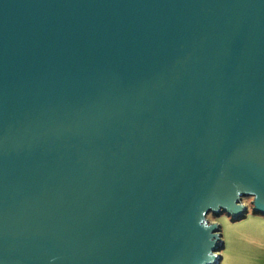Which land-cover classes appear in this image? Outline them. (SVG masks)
<instances>
[{"label": "water", "instance_id": "obj_1", "mask_svg": "<svg viewBox=\"0 0 264 264\" xmlns=\"http://www.w3.org/2000/svg\"><path fill=\"white\" fill-rule=\"evenodd\" d=\"M237 192L264 216V0H0V264H220Z\"/></svg>", "mask_w": 264, "mask_h": 264}, {"label": "rangeland", "instance_id": "obj_2", "mask_svg": "<svg viewBox=\"0 0 264 264\" xmlns=\"http://www.w3.org/2000/svg\"><path fill=\"white\" fill-rule=\"evenodd\" d=\"M249 207H251V205H249ZM225 215L228 216L225 213L219 216H213L214 218H219ZM252 215L264 217L260 214H254L253 212ZM228 217H230L233 224L239 222L233 221L231 216ZM220 224L224 229L222 236L228 248L230 249V247H232L233 250L244 248L246 250L247 254L241 264H264V252L259 253L260 250L264 249V218L250 217L245 223L239 225H231L227 220H222ZM221 231L222 229L220 227V232ZM226 250L227 249H225V251ZM225 251L220 253V256L224 255L226 253Z\"/></svg>", "mask_w": 264, "mask_h": 264}, {"label": "clouds", "instance_id": "obj_3", "mask_svg": "<svg viewBox=\"0 0 264 264\" xmlns=\"http://www.w3.org/2000/svg\"><path fill=\"white\" fill-rule=\"evenodd\" d=\"M257 199H258V196L256 194H251L250 193V194L247 195V198H244L240 192H237L238 203L236 204V207L239 210H243L245 208L248 209L247 217L244 220L233 224L231 222L230 217H228L226 215L225 216H221L219 218H214V216L212 215V212H203V213H201V218L198 220L197 226L202 228L203 230L209 231V232L214 227L220 226L221 229H222L221 232H212V237H213V241L212 242H213V245H214L216 238H220L225 243V249H226V242H225L224 237L222 236V233H223L224 229L221 226L220 221L227 220V222L229 224H231V225H239V224L245 223L250 217H252V218H264V217H259V216H253L252 215L253 208L255 206V202L257 201ZM249 205H251V207H249ZM218 210L219 209H214L213 212L214 211H218ZM225 249L222 252H224ZM222 252L209 251L206 255H207V258H208L209 261L214 262L217 257H221L220 253H222ZM221 264H224L223 259L221 260Z\"/></svg>", "mask_w": 264, "mask_h": 264}, {"label": "crops", "instance_id": "obj_4", "mask_svg": "<svg viewBox=\"0 0 264 264\" xmlns=\"http://www.w3.org/2000/svg\"><path fill=\"white\" fill-rule=\"evenodd\" d=\"M226 253L222 255V259L224 261V264H241L243 259L245 258L247 252L244 248H237V249H230L228 248L226 244ZM264 252V249L260 250L259 253ZM221 264V263H220Z\"/></svg>", "mask_w": 264, "mask_h": 264}]
</instances>
